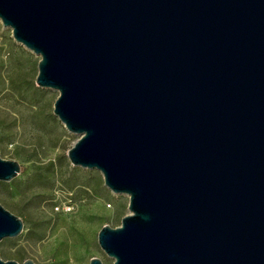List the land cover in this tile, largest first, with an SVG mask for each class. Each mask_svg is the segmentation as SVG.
Returning <instances> with one entry per match:
<instances>
[{"label":"water","instance_id":"1","mask_svg":"<svg viewBox=\"0 0 264 264\" xmlns=\"http://www.w3.org/2000/svg\"><path fill=\"white\" fill-rule=\"evenodd\" d=\"M0 22L71 165L128 197L97 233L111 264H264V0H0ZM21 171L0 153L1 182ZM23 229L0 203V242Z\"/></svg>","mask_w":264,"mask_h":264},{"label":"rangeland","instance_id":"2","mask_svg":"<svg viewBox=\"0 0 264 264\" xmlns=\"http://www.w3.org/2000/svg\"><path fill=\"white\" fill-rule=\"evenodd\" d=\"M38 60V56L16 43L11 30L0 22V87L5 88L0 92V153L22 166L13 185L9 184L11 181L5 182L6 186L0 183V203L20 216L30 229L40 219L48 221L44 231L40 230L41 241L32 237L30 229H23L16 238L2 240L0 257L20 264L26 259L37 264H88L95 256L111 264L97 243V233L105 224H120L129 213L128 197L112 194L97 170H93L90 185H67L73 166L66 152L78 135L68 132L53 115L58 92L35 85ZM34 165L54 173V206L68 201V192L72 193L71 211H55L49 201L41 202L39 207L32 202L34 191L29 182L34 176Z\"/></svg>","mask_w":264,"mask_h":264},{"label":"trees","instance_id":"3","mask_svg":"<svg viewBox=\"0 0 264 264\" xmlns=\"http://www.w3.org/2000/svg\"><path fill=\"white\" fill-rule=\"evenodd\" d=\"M5 88L4 87H0V92H4ZM2 139V135L0 132V142ZM95 171H90V170H85L79 167H73L70 173V176L68 178V186L73 187V186H81V187H85L90 185V180L93 177ZM33 178L32 180H30V188H32L31 190L34 191L32 193V202L36 205V206H40L41 202L44 201H49L50 205H51V209H53L54 206V201L52 200L53 195L51 193H53L54 191V183H55V177H54V173L47 171V170H43L42 167L40 166H33ZM2 183V185L6 186L8 185V183L5 182H0ZM15 182L11 181L9 184L13 185ZM106 193H109L107 189L102 188ZM73 197H71L72 199ZM74 199V198H73ZM54 210V209H53ZM23 220V219H22ZM24 222V229H30L26 226V222L23 220ZM48 224L47 220L44 219H40L37 223H35L34 228L30 229V233L32 235V237H37L35 238L36 241H41L43 238V234L40 233V230H43V227L45 225ZM37 229V231H35ZM44 231V230H43ZM34 232L38 233L39 235H33ZM105 264H107V261H104Z\"/></svg>","mask_w":264,"mask_h":264},{"label":"built area","instance_id":"4","mask_svg":"<svg viewBox=\"0 0 264 264\" xmlns=\"http://www.w3.org/2000/svg\"><path fill=\"white\" fill-rule=\"evenodd\" d=\"M69 194H70V198H68V201H66V202H57V204L54 206V210L55 211H58L59 210V208L60 209H66L65 211H71V209L73 208L71 205H70V202H71V195H72V193L71 192H68Z\"/></svg>","mask_w":264,"mask_h":264}]
</instances>
